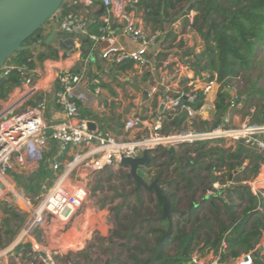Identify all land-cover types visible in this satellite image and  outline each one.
I'll return each instance as SVG.
<instances>
[{"label": "built area", "instance_id": "2783aa9c", "mask_svg": "<svg viewBox=\"0 0 264 264\" xmlns=\"http://www.w3.org/2000/svg\"><path fill=\"white\" fill-rule=\"evenodd\" d=\"M141 1L147 0H63L59 8L64 9V13L58 20V28L64 34L84 36L96 43L113 35L112 25L115 23L120 25L119 35L135 45L131 50L109 47L99 54L102 61L113 67L129 63L132 72L149 79L146 100L141 99L137 112L121 122L120 134L102 135L96 128L89 129V123H93L81 116L79 108V105L86 104V94L70 65L57 66L51 62L42 67H31L26 63L17 68L20 83L6 96V105L0 110V201L6 200L8 193L12 194L29 213V218L20 235L7 248L0 249V264H28L24 256L31 259L30 264H59L56 256L60 248L41 243L32 233L33 228L46 223L48 218L64 224L73 222L76 212L90 196L87 189L90 177L107 170L128 171L120 166L122 159H137L145 152L151 159L160 149L200 143L217 144L224 149L241 143L260 156V174L264 175V126L232 125L230 112L238 106V98L231 96V86L219 82L216 76L196 75L188 65L190 59L186 57V51H165L164 37L155 31L148 32L136 12ZM96 4L102 10L99 36L89 33L87 19L76 12L77 8ZM194 16L192 11L186 16L188 29H191ZM175 25L178 26L173 25L174 29H181L180 21ZM79 58L87 63L81 55ZM51 69L44 92L38 82L45 80L44 72ZM5 72L0 79L5 77ZM220 94H228L225 101L228 109L217 126L202 131L191 129V125L200 126L214 120ZM49 100L64 116L63 121L54 122L47 116ZM249 111L253 113V109ZM178 118L183 119L180 129L172 124ZM51 143L55 144V153L49 164L55 178L46 193L39 197L37 206L33 207L17 192L11 178L13 174L28 176L35 172ZM223 174L227 176L223 169L210 172V185L204 191L206 197H222L230 188L232 176L236 173L228 175L227 183L222 184ZM211 176L214 182H211ZM261 182L255 178L247 184L253 195L263 194L256 188ZM17 249L19 252L14 253ZM256 252L257 255L264 253V235L252 251L231 263L252 264ZM225 253L226 244L222 241L214 250L199 252L196 249L189 264H225L221 260Z\"/></svg>", "mask_w": 264, "mask_h": 264}, {"label": "trees", "instance_id": "16d2710c", "mask_svg": "<svg viewBox=\"0 0 264 264\" xmlns=\"http://www.w3.org/2000/svg\"><path fill=\"white\" fill-rule=\"evenodd\" d=\"M191 11L195 13L191 29L197 33L202 44L194 59L188 61L195 74L206 73L209 78L216 76L219 82L229 84L240 74L249 72L258 51L264 49V0H147L141 1L136 7V12L143 14L142 20L145 24H151L153 30L159 33L169 28V36L172 34V25L176 22L180 21L186 26V16ZM37 41L42 42L40 36L29 38L24 45H33ZM45 52L32 55L29 51H24L9 58L14 65L5 72V77L0 79V99L19 85L17 68L26 63L33 67L54 56ZM130 65L124 64L119 67V71L126 72ZM254 93L260 92L254 90ZM227 97L228 94L219 95L216 115L212 122L202 123L200 126L193 125V129L202 131L216 127L227 112ZM237 101L244 103L247 100L240 97ZM81 114L83 115V112ZM248 115L250 125L264 126V103L258 106L257 111L249 112ZM87 119L98 121L94 114H89ZM182 122L183 119L178 118L172 124L176 129H180ZM99 132L105 135L107 131L100 128ZM253 151L241 143L229 149L200 143L194 150L195 157L185 151L186 158L170 156L164 164L158 165H154V158H151V163L145 166L155 171L150 183L157 181L162 193L169 199L172 218L177 217L172 224L171 236L157 254H154V251L167 229V221L162 219V202H152V198L153 211L145 207L138 196L144 193L153 197V192L136 190V185L128 173L124 175V178L129 180V185L134 186L130 195L137 197L135 204L125 206L126 214L115 221L117 230L114 235L123 241L122 246L129 253L127 260L132 264H189V258L196 249L199 252L214 250L222 241L226 244V253L221 256L225 264H232L233 260L252 251L264 235V196L253 195L249 186L236 184L224 191L225 198H210L204 195V185L207 184V173L213 170L223 169L226 172L227 176L223 174L221 177L222 184L227 181L228 175L235 171H238V174H246L245 179L255 178L259 172L261 158ZM54 153L55 144L51 143L35 172L28 176L13 174L12 179L17 189L28 195L40 190L42 183H45L47 191L54 178L49 164ZM245 160H248L246 166L243 165ZM138 175L144 179L143 174L138 172ZM261 193H264V190ZM234 201L240 203L239 212L233 211L236 207ZM219 203L227 215V222L221 220L222 209L218 207ZM181 205L183 207H180ZM121 210L122 207L119 208V211ZM200 211H208L212 219L199 217ZM211 222L215 223L214 226ZM213 227L216 228V233L213 232ZM205 230L207 233H213V237L208 234L203 236L202 232ZM131 243L133 244L130 245ZM80 257L86 259L89 255L83 254ZM87 260L89 264H94V260ZM252 264H264V254L255 256Z\"/></svg>", "mask_w": 264, "mask_h": 264}, {"label": "rangeland", "instance_id": "374dc122", "mask_svg": "<svg viewBox=\"0 0 264 264\" xmlns=\"http://www.w3.org/2000/svg\"><path fill=\"white\" fill-rule=\"evenodd\" d=\"M139 15L142 19L143 14L139 12ZM143 23L145 29L148 32L154 31L151 27V24L147 25L144 21ZM50 24H54L53 19H51L48 24H45L40 30L39 33L41 34L42 38H44ZM175 24L174 26H178ZM168 29L169 28H166V31L160 33L161 36L164 37L165 51L171 53L174 49H182L183 52L186 51V57L193 60L202 46L201 40L199 41L200 38L198 37L197 33H195L193 29H188L186 26H183V24H181V29L179 27L174 29L172 25L171 36L167 34L169 32ZM78 37L85 39L83 36ZM193 37L195 40H197L196 42L195 40H192ZM93 57L96 61L102 62L96 51L93 54ZM12 65H14L13 61H6L0 70V76H3L6 69L12 67ZM89 74L90 78H94V72L89 70ZM114 82H117L115 83V86L119 89V95L122 101H134L135 105L133 106L132 104L131 108L133 111L132 113L135 114L140 108L139 102L141 99L143 100L141 94L148 87L146 79L132 71H129L127 74H121L114 80ZM229 85L231 86V96H235L236 98L241 97L247 100L244 103L238 102V106L230 112V120L232 125L238 126L242 123H249V110L253 109V112H255L257 111L258 106L264 103V49H260L258 51L252 69L246 74H240L239 77L233 79ZM254 90H258L260 93L253 94ZM8 94L9 93H7V95ZM6 96L3 99H0V110L6 105ZM124 113L125 111L123 108H116L113 106L111 107V110L108 111L107 115H105V122L110 121L112 124L114 123L119 126L125 119L126 114ZM196 126H198V124H196ZM192 128L193 125H191V129ZM108 134L113 135V132L109 131ZM211 145L214 146L217 144ZM196 147L197 146H190L173 148V150H157L154 152L152 157L154 158L153 164H164L170 156H184L186 158L187 155L185 154V151H188L190 156L195 157L194 150ZM154 165L152 166L154 167ZM138 172L143 174L144 180L147 184L150 183V178L155 174V171L151 167H142V169L140 168ZM148 172H152V175ZM127 173L128 171L126 169H114L91 176L87 182V189L90 193V196L87 199L85 205L76 212L77 214L75 215L73 222L64 224L58 219L48 218L46 223L40 224L33 228L32 233L34 234L35 238L41 241V243L50 247L60 248L61 251L56 256L59 264H89L87 259L94 260V264H104L108 258H110L109 264H132L127 260L129 253L126 248L122 246L123 241L114 235L115 231L117 230L115 221L117 219H121L123 215L126 214L127 208L125 206L128 204L132 206L136 203L137 199V197L130 195L134 186L129 185V180L124 178V175H127ZM209 175L210 173H207L208 180H206L207 184L204 185V188L206 189L210 185L211 178ZM245 178L246 174H235L232 177V183L230 187H233L236 184L247 186V184L252 182V179H255ZM263 178L264 175L258 178V180H261L262 182L260 184H256V188L258 187L261 190L264 189ZM11 180L13 183H15L12 178ZM225 182L227 183V181ZM46 188L47 184L42 183L40 190L29 193L28 195H24L21 190L17 189V187L16 190L22 196V198H26L31 202L33 207H36L39 197L46 193ZM34 189H36V187H34ZM250 189L251 188H249V190ZM222 196L224 198L226 197L224 194ZM138 197L144 203L145 207H149V209L153 211L151 199L153 198L152 202L156 200L155 196L151 197L143 193ZM234 202L236 207L233 209V211L239 212L240 209L238 208L240 203L237 201ZM120 207H122L121 211H119ZM180 207L183 206L181 205ZM218 207L222 209V205H220V203L218 204ZM65 215L66 213L64 216ZM204 216L207 219H212L211 213L208 211H200L199 217L202 218ZM28 218L29 213L12 194L8 193L6 195V200L3 199L0 201V249L7 248L14 241V239L20 235ZM172 220L176 221L177 217H173ZM221 220L223 222H227L228 220L223 209L221 213ZM211 224L214 226L213 224L215 223L211 222ZM207 232V230L203 231V236L208 234L210 237H213V233ZM213 232H217L215 227H213ZM203 236L201 237L200 241H202ZM77 237H83L82 247L84 246V248L80 252L68 247H78L76 245L79 240ZM132 244L133 243L130 245ZM19 250H15L14 253H18ZM83 254L84 256L89 255V258L84 259L83 257H80ZM24 260L25 263L28 264L31 262V259L27 256H24Z\"/></svg>", "mask_w": 264, "mask_h": 264}, {"label": "crops", "instance_id": "0c3cea01", "mask_svg": "<svg viewBox=\"0 0 264 264\" xmlns=\"http://www.w3.org/2000/svg\"><path fill=\"white\" fill-rule=\"evenodd\" d=\"M76 12L83 15L87 19L89 33L94 36H99L102 14V10L99 5L96 4L87 8H77ZM63 13L64 9H60L54 16V24L49 25V29L45 33L44 38H42L39 33L43 43L41 41H37L38 43L40 42L38 45L44 48V52L46 51L45 53L53 54L54 56L48 57L47 59L41 61L40 64L36 65L42 67L43 65L51 62L57 66L63 64L70 65L73 73L80 81V88L85 92L87 98L86 104L80 105V109L82 110L81 112H83V115L81 114V116L89 118V114L96 115L98 117V121H93L92 119L89 120L95 125L94 127L97 131H99L100 128H105V131H107L105 134H108V132L111 131L113 132V135H118L120 134L122 125L120 124L118 126L117 124H112L110 121L105 122V115H107L108 111L111 110V107L115 106L116 108H123L125 111L124 114H126L125 119L132 116L133 111L131 105H135L134 101H122L119 95V89L115 86V83L117 82H114V80L121 74H127L129 71H132L131 65L126 72H121L119 71V67H113L101 59L100 60L102 62L96 61L93 54L96 51L99 56L100 51L114 46L124 47L126 50H131L135 48V45L131 44L127 38L119 35L120 25L115 23L112 25V29L114 30L113 35H110L105 40H99L96 43L90 41L84 36L83 37L85 39L79 38L78 36L80 35L64 34L60 32L58 28V20ZM79 55L82 56L83 61L87 60L86 64L80 60ZM89 70L94 72V78H90ZM51 72L52 69L48 72H44L45 80L38 82V85L45 89L44 92L47 90V84L49 82ZM143 78H145L146 83H148L149 79L145 76H143ZM47 116L51 120H54V122H61L64 120V116L55 108L50 100L48 104ZM253 152L256 153L255 151ZM243 165H248V160H245ZM260 172L261 169L259 168L258 175L255 177L256 180H258L260 176H263ZM262 195L264 196V193ZM77 239H79L76 244L78 247L74 248V246H68L70 249L79 250L82 247L83 237H77Z\"/></svg>", "mask_w": 264, "mask_h": 264}, {"label": "water", "instance_id": "95a60500", "mask_svg": "<svg viewBox=\"0 0 264 264\" xmlns=\"http://www.w3.org/2000/svg\"><path fill=\"white\" fill-rule=\"evenodd\" d=\"M63 0H0V70L16 53L29 51L32 54L44 52V48L39 45H24L31 37H39V32L44 24L53 19L59 10ZM143 100H146L147 94L142 93ZM90 130H94L93 124L88 125ZM151 159L145 152L142 157L129 160L122 159L120 166L128 169V176L132 179L137 189H143L146 192L152 191L155 199L162 202V219L167 221V229L158 242L154 254L159 253L164 242L172 234V216L169 199L162 193L161 187L154 180L147 184L145 180L138 175L141 167L148 166ZM238 171L234 173L237 174ZM212 181L214 182V178ZM257 252L254 253V257ZM108 258L104 264H109Z\"/></svg>", "mask_w": 264, "mask_h": 264}]
</instances>
